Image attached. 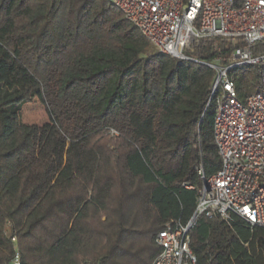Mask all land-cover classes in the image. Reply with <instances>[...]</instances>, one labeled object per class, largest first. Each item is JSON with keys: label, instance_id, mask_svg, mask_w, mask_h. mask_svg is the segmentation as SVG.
Here are the masks:
<instances>
[{"label": "trees", "instance_id": "trees-1", "mask_svg": "<svg viewBox=\"0 0 264 264\" xmlns=\"http://www.w3.org/2000/svg\"><path fill=\"white\" fill-rule=\"evenodd\" d=\"M214 75L157 50L107 0H0V264L15 243L21 264H149L156 232L193 213L184 184L219 168ZM234 76L240 99L260 89L258 66ZM33 99L47 122L20 121ZM191 248L198 264H264V228L201 216Z\"/></svg>", "mask_w": 264, "mask_h": 264}, {"label": "built area", "instance_id": "built-area-1", "mask_svg": "<svg viewBox=\"0 0 264 264\" xmlns=\"http://www.w3.org/2000/svg\"><path fill=\"white\" fill-rule=\"evenodd\" d=\"M118 8L157 50L189 60L215 72L209 101L214 103L213 139L220 158L210 176L202 169L191 217L170 220L154 237L159 252L149 264H198L191 248V229L201 216L232 228L237 218L264 228V0H107ZM210 41L214 52L230 44L225 60L210 61L194 52ZM259 67L256 92L238 97L234 72L242 66ZM16 242L15 237L12 238ZM11 264H21L15 243Z\"/></svg>", "mask_w": 264, "mask_h": 264}, {"label": "rangeland", "instance_id": "rangeland-1", "mask_svg": "<svg viewBox=\"0 0 264 264\" xmlns=\"http://www.w3.org/2000/svg\"><path fill=\"white\" fill-rule=\"evenodd\" d=\"M48 120L47 112L38 99H33L21 108L20 121L22 123L40 125Z\"/></svg>", "mask_w": 264, "mask_h": 264}]
</instances>
